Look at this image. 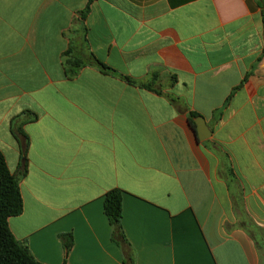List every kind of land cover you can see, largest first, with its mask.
I'll list each match as a JSON object with an SVG mask.
<instances>
[{
    "label": "crops",
    "instance_id": "obj_1",
    "mask_svg": "<svg viewBox=\"0 0 264 264\" xmlns=\"http://www.w3.org/2000/svg\"><path fill=\"white\" fill-rule=\"evenodd\" d=\"M89 1L0 0V153L13 173L12 123L37 116L23 126L28 172L13 235L42 264H264L256 0ZM68 50L155 91L92 66L69 79ZM113 189L124 193V248L104 212Z\"/></svg>",
    "mask_w": 264,
    "mask_h": 264
},
{
    "label": "trees",
    "instance_id": "obj_2",
    "mask_svg": "<svg viewBox=\"0 0 264 264\" xmlns=\"http://www.w3.org/2000/svg\"><path fill=\"white\" fill-rule=\"evenodd\" d=\"M95 1L97 0H90L89 5ZM256 2L262 10L264 22V0H256ZM64 65L69 79L77 76L81 68L92 66L104 75L118 76L132 86L155 91L153 88L154 82L144 83L128 76L118 75L113 68L98 60L92 53L82 52L77 55L73 50H68L64 55ZM155 79H157V76H155ZM170 101L172 103L176 102L173 98H170ZM198 117L199 114H190L189 120L194 129H196L194 120ZM36 120V114L25 111L17 116L12 123L13 133L19 140L21 146L20 166L17 172L13 173L10 171L4 155L0 153V264H42L36 260L27 245L19 242L15 238L9 226L10 218L20 216L24 210L21 181L28 172L27 153L29 137L24 133L23 126ZM123 196L124 193L120 189L109 191L104 200V212L113 228L112 240L124 248L125 245H128V242L122 225ZM61 239L64 242V247L68 254L73 245V237L71 235H64ZM125 264H134L133 258L130 256L125 261Z\"/></svg>",
    "mask_w": 264,
    "mask_h": 264
},
{
    "label": "water",
    "instance_id": "obj_3",
    "mask_svg": "<svg viewBox=\"0 0 264 264\" xmlns=\"http://www.w3.org/2000/svg\"><path fill=\"white\" fill-rule=\"evenodd\" d=\"M195 124H196V135L199 141H204L206 139H208L212 132L209 129V127L207 126L205 120L203 117H198L194 120Z\"/></svg>",
    "mask_w": 264,
    "mask_h": 264
}]
</instances>
